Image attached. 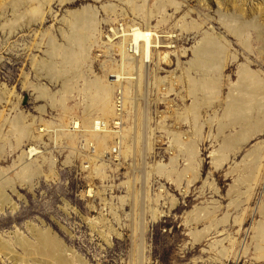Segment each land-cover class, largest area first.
Masks as SVG:
<instances>
[{
  "label": "rangeland",
  "instance_id": "1",
  "mask_svg": "<svg viewBox=\"0 0 264 264\" xmlns=\"http://www.w3.org/2000/svg\"><path fill=\"white\" fill-rule=\"evenodd\" d=\"M59 1L51 3V12L47 13L42 30L32 26L12 36L0 34V182L9 178L14 189L12 194V186L5 185L2 193L8 199L0 198V249L3 248L0 264H62L56 254L52 257L39 251L35 236L45 231L58 243L60 252L65 254L62 258L68 264H264V259H255L260 254L255 250L254 240L257 235L254 229L259 221L264 222V132L244 146L243 143L240 152L228 150L226 160L216 169L224 153L221 150L224 137L235 134V130L226 129L221 134L219 128L226 121L224 108L213 104L210 110L207 106H197L194 110L190 108L194 98L188 94V75L200 78L189 68L194 59L192 48L206 36L216 38L229 48L228 52L239 55V64L251 62L253 72L264 73V57L249 56L221 20V15L230 17L235 24L256 20L264 28V0H167L179 5L168 4L161 14L154 4L166 1L147 0L143 8L146 18L132 11L130 0ZM102 5H112L113 9L103 12ZM86 6L98 9L96 18L103 37L110 35L107 31L112 28L108 27L111 24L117 23L113 28L119 32L131 25L142 29L148 24L157 26L153 30L158 37L153 42L161 48L151 49L155 53L143 62L145 67L141 70L140 58L136 59L138 62L121 64L120 55L109 46L104 49L93 46L77 71L75 64L61 65L62 50L71 34L68 13ZM163 16L167 22L157 25ZM191 22L199 28L185 30L182 26L185 31L181 28ZM44 32L48 34L41 36ZM99 40L95 45L103 46L106 42ZM52 47H56V52H51ZM158 53L169 54V60L160 62ZM239 64L228 65L225 75L230 79L226 80L224 97L228 88L237 83ZM50 69L60 75L50 77ZM117 74L126 76L127 84L121 88L126 109L118 108L121 111L116 113L123 119L115 120L112 102L116 86L111 83L106 121L108 130L112 131L119 128L114 124H121L125 144L117 148L116 138L109 134L103 144L105 152L95 158L96 136L90 137L92 125L88 115L83 114L85 84L98 78L100 85L107 86ZM65 82L72 90L62 107H58L56 100ZM171 87L174 91L169 93ZM40 88L48 90V99L40 97ZM38 107L42 110H37ZM101 107L95 106L91 118L101 116ZM187 110H190L188 116ZM19 114L23 120L16 118ZM44 126H47L45 130ZM26 127L29 130L25 131ZM21 129L25 138L22 149H18L15 136ZM199 129H202L200 137ZM7 142L13 149L5 145ZM192 143L198 146L199 178L189 186L187 181L193 180V176L186 169ZM29 148L38 154L25 158L33 170L25 184L15 177L23 168L17 157L20 150L27 152ZM116 149L126 151V156ZM254 154L260 158L255 168L259 172L254 171L256 174L251 176L248 166ZM172 158L175 160L171 165ZM157 165L166 166V172L171 173L157 175ZM93 169L98 171L96 175ZM89 190L92 198L86 195ZM248 190L249 202L243 194ZM12 207H15L13 212ZM214 207L219 208L216 218L226 221L219 230L232 235L223 247H234L240 254L248 247L246 256L226 260L212 251L203 254L213 242H208L211 238L221 240L222 233L216 234V231L202 245H193L199 238L190 234L206 227L202 218L207 212H213ZM196 208L199 210L194 213ZM245 211L246 221L241 228L234 220ZM26 223L31 225L29 231ZM13 233L29 242L25 243L30 245L29 255L24 253ZM19 256L24 259L19 260Z\"/></svg>",
  "mask_w": 264,
  "mask_h": 264
},
{
  "label": "bare ground",
  "instance_id": "2",
  "mask_svg": "<svg viewBox=\"0 0 264 264\" xmlns=\"http://www.w3.org/2000/svg\"><path fill=\"white\" fill-rule=\"evenodd\" d=\"M53 1L54 0H44V1H39V0H0V34L12 36L15 32H17V33L23 32L22 31L23 28H26V27L30 28L32 26H36L37 28L42 30V28L45 26L46 21H47V17H46L47 13L51 12V3H53ZM69 1H71V0H60L59 3H65V2H69ZM91 1H94L97 3L100 0H91ZM134 1L135 0H130L131 3L130 2L128 3V4L132 5L131 6L132 11H135V14L138 16H141V18H146V16H148V15L147 14L143 15V12H145V10L143 11V8L145 7V5H147L146 4L147 0H136V1H139L141 4H137ZM165 1L167 4L164 3V1H160V2L158 1L159 3L154 4V7L156 6V8H155L156 11L160 14H161V12H164V8L168 4L171 6L179 5V3H176L175 1H167V0H165ZM47 9H48V11H47ZM112 9H113L112 5H102L100 7V10L103 12H106L107 10H112ZM97 10L98 9L93 8L91 6H86V7H82L78 11L76 10V11L68 13V16L70 18L69 28L71 30V34L68 37L67 46L62 50L61 65L75 64L76 65L75 71H77V69H79V67L83 64V62L86 61L85 56L93 46L95 48L100 47L101 49H104L107 46H109V48H111L113 51L117 52V54L120 55L119 61L121 64H124V63L131 64L133 62H138L136 59L140 58L139 70H141L142 67H145V66H142L143 62L146 59L150 60L152 58L153 54L155 53L151 49H160L161 48L160 46L155 47V43L153 42V39H155V41H157L158 35L153 30L154 28H157V26L153 27V26L146 24L144 26V28L141 29L138 26L131 25L129 27L127 26L128 28L126 30H121L119 32L116 28H113L117 23L111 24L108 27H112V28L108 29V31H107L108 33H110V35L103 37V33L102 32L100 33V30H99V21L96 18ZM148 13H149V11H148ZM149 14H151V12ZM150 17H155V15H150ZM95 18H96V21H95ZM182 19L184 20V17ZM221 20H222V25L225 27V29L232 36H234V38H236L239 41L242 49L249 56H251V55L255 56V54H257L260 59H262L264 57V28L261 25H259L258 23H256V20H251L250 22H247V23L242 22L239 24H235L236 22L234 23V22L230 21V17H224L222 15H221ZM165 22H167V20H166V17L164 18V16H163L161 20H158L157 25H159V24L161 25V23H165ZM186 24H188V23H186ZM182 26H183V28H186L185 30H189V29L194 30V28L196 26L199 28V26L196 25L194 22H191L188 25L183 24V25H181V28H182ZM47 34H48L47 32H44V34H42L41 36H44ZM99 34L101 35L100 38L98 37ZM101 38L106 40L105 43H102L103 46L95 45L96 41L97 40L100 41L99 39H101ZM208 38H210V37L206 36L203 40L200 41V44L198 46H196L195 48H192L194 59L189 63V66H190L189 68H191L190 70L196 71V73H198L200 78L199 77H198L199 79H197L196 77L192 78L193 76L190 77V75H188L189 76L188 77L189 78L188 79L189 80L188 81L189 82V85H188L189 86V92L188 91L187 92H188L190 97L192 96V98H194V100H193L194 102L192 101L193 104L190 106V108H194V110L197 109L196 108L197 106H202V108H204V106L205 107L207 106V108L210 110V109H212L211 107H213L212 106L213 104H216V106L219 109L224 108L223 116L226 119V121L219 128V132L221 134L224 133L226 129H234L235 130V134H233V135L230 134L229 136L224 137V140H223L224 145H222L223 149L221 148V150L224 153H223V155H221L222 153H220L221 157H220V159L216 165V169H218L220 166H222V164L226 160V158H227L226 152H228V150H231V148H233L235 151L239 150L238 152H240V146L243 143H244L243 144V146H244L245 143L247 141H250L251 138H253L256 135L261 134L262 132H264V73L261 71L253 72L251 62H248L247 64H239V62H240V56L239 55H237L236 53L232 54V53L228 52L229 48L224 46L223 44H220V42L218 43L216 38L215 39L214 38L208 39ZM51 52L52 53L56 52V47H52ZM184 53H186V50L184 51ZM158 55L160 57V62H164V61L169 60V54H165L164 56H162V53H158ZM75 56H76V59H75ZM88 56H90V55H88ZM231 64H239L238 72H237L238 80H237L236 84H233L228 88V94L226 97H224V92H225L224 90L226 88L225 83H226V80L229 78V77H226L225 73L228 69V65H231ZM80 70H82V69H80ZM48 75L53 78L57 75L59 76L60 74H58L57 71L55 72V71L50 69L48 71ZM210 75H211V77H210ZM78 76H80V75H78ZM125 77L126 76H122V75L119 76V74H117L116 76L111 77L113 80L109 81V84L107 86L100 85L99 84L100 82H98V78L97 79L94 78V80L87 82V84H85V86L86 85L87 86L85 87L86 88L85 100H84L85 106L83 108V114L88 115L90 126L92 125L90 127V132H91L92 136L90 135V137L96 136V139L94 140V146L95 147L93 148V155L95 158H97L98 155H102L103 152H105L106 147L103 144H104L105 138L109 134H112L114 136V138H116L115 139V140H117L116 147L117 146L119 147V146H122L125 144V138L126 137L121 136V129H122L121 124L120 123L114 124L115 127L119 126V128H116L117 129L116 131H112V130H108L107 121H106L107 120L106 119V113H107V108H108L107 107L108 106V97H109V93H110L111 83H113L116 86V87H114L115 88V96H114V101L112 102L114 118L117 121H122V119H123V116H121L120 114L117 115L116 112L121 111V110H117L118 108H121L124 110L126 109L123 107L124 103L126 102L125 96H124L123 92L121 91V88H123L127 84ZM128 77H130V76H128ZM127 79H129V78H127ZM132 79L134 80V78H132ZM67 82H65L62 85V90L60 91V97L58 100H56L57 104H59L58 107H60L63 104L65 97H67L66 95H68L69 91L72 90V87L69 86L67 84ZM171 88H173V87H171ZM171 88H170L169 93L171 92V90L174 91V88L173 89H171ZM38 91H39V94L41 95L40 97L47 98V99L49 98V92L47 89L40 88ZM168 94H166V95H168ZM53 102L54 101H51V103H53ZM96 105H101L102 111H101V116L94 119L93 117L91 118L90 114L92 112H94V108ZM190 108H188V109H190ZM37 110L41 111L42 107H38ZM64 110H67V109H64ZM187 111H188V113H186V116H188L187 114H189L190 110H187ZM192 111H193V109H192ZM20 114L17 115L16 118L18 120L19 119L23 120V118H22L23 116L21 117ZM191 114H192V112H191ZM185 117H184V119H186ZM41 123H42V121H41ZM50 126H51V123H50ZM73 126H74V128H76L77 123H74ZM27 127L29 128L30 125H28ZM27 127L25 128V131L29 130V129H27ZM46 127L47 126H44V130ZM48 129L49 128H47V130ZM202 129H199V132H198L199 137L202 136ZM24 134H25L24 131L21 129L20 133L17 136H15V143H16L15 148L19 149V147L23 143ZM69 135H71V134H69ZM72 136L73 135H71L69 137H72ZM233 139H235V140H233ZM201 140H200V142H201ZM5 145L12 148V146L8 142ZM21 147H20V149H22ZM116 151H117V149H116ZM116 151H114V152L116 153ZM117 152H119V154H122L124 157L126 156V153H127L126 151L122 152L120 150H118ZM36 154H38V152L34 148H29L27 152L20 150V154L17 157V159L20 162H22L23 168L15 176L16 178H18L20 180V182H25V180L28 179L31 176V174L33 173V170L31 169V163H28V162L26 163V161H27L26 157L30 158L32 156H35ZM197 157H198V146L196 143H192L189 146L188 160H187L188 161V167L186 169V172L191 173L193 176V180L187 181V184L189 186L195 180H197L199 178V176H198L199 174L197 173V164L199 161H198V159H196ZM229 157H228V159H230ZM252 158L253 159L248 166V170H249V173L251 176H253L252 173L256 174L257 172H259V171L256 172L255 168L257 166L256 164H257L258 160L260 159L255 154H254V157H252ZM23 160H25V161H23ZM174 160L175 159H173V158L171 159V161H170L171 165L174 163ZM227 161H229V160H227ZM98 167H100V166H98ZM98 167H96L95 169H97ZM95 169H93L94 174H95V172L98 173V171ZM166 169H167L166 166L157 165V167L155 169L156 170L155 173H157V175H160V174H162L161 172H166ZM12 181L10 183V179L6 178V180L0 182V198H2L3 201L5 199H8V198H5L4 194L2 193V189L4 188L5 185L6 186L7 185L12 186V188L10 190H11L12 194L14 192ZM26 183H28V182H25V184ZM30 184H29V186H31ZM37 187H38V185H37ZM248 188H249V186H248ZM249 190L247 191V193H245V192L243 193L246 195L248 202L250 199ZM15 193H16V191H15ZM216 193H219V192L216 190ZM230 193H231V191L229 192V194ZM90 194H92V192L90 190L88 192H86L87 197L92 198V196H90ZM236 202H238V201H236ZM245 202L246 201H244V203ZM240 204H243V203H241V201H240ZM13 206L16 207V205H13ZM238 206H239V204H238ZM15 207L10 208L11 212L15 211ZM7 209H9V208H7ZM218 209L219 208L216 207L213 212H207L206 215L202 218L203 222L206 224V227L202 231L190 234L192 237L194 236L195 239L199 238L198 241L196 240L195 244L193 243V245H202V243H204L206 240L208 241L209 238H211L213 236L214 231H216V234L222 233V235L219 236V237H221L220 238L221 240L216 239V238H211V240H209L208 242H212V241L213 242L209 244L208 250H206V249L203 250V254H206L208 251H212L216 254V256H222L226 260L238 259L240 257L246 256L248 254V252L250 251V249L248 247H245L241 254L237 253L236 250L234 249V247H232V249H227V248L223 247L224 242L231 241L232 235L225 232V231L219 230V226H221L222 224L224 225L226 223V221H224V218L221 220L216 218L215 212H217ZM198 210L199 209L196 208L194 213H196ZM262 214L264 216V213H262ZM245 216H246V211L242 214L241 217L238 216L234 220V224L243 228L245 221H246ZM227 218H228V216H227ZM25 226H26L28 231H29V229H31V225L29 226L28 223H26ZM16 230L14 232H16ZM254 230L256 231V234H257L254 237V240L256 241L255 250H256V252H258L260 254V257L255 258V259H258V260L264 259V222L259 221V223L257 224V227ZM17 232H18V230H17ZM45 232L37 233V236H35V237H37V239L36 238L35 239L39 243V247H38L39 251H41L42 253H45V254L49 253V256L56 254L58 256L59 263L68 264L67 261H65L66 259L62 258L63 256H65V254L63 252H60V248H59L58 243L52 237L49 236L50 233L48 235ZM18 233H16V234L13 233V234L17 237V242L23 248L24 253L29 255V253H30L29 252L30 251L29 250L30 245H28L29 242L27 241L28 244L25 245V243H27L26 239L24 237L22 238V236H20V234H18ZM239 235H240V231H238L237 236H239ZM24 239H25V242H24ZM236 241H237V239L232 241V244H233L232 246H234L236 244ZM18 243H16V244L18 245ZM6 245L7 244H5V246ZM31 245H33V244H31ZM9 247H11V246H9ZM34 247H36V246H34ZM22 248H20V249L22 250ZM31 248H33V247H31ZM1 249H3V248H1ZM4 249H5V247H4ZM7 249H10V248H7ZM36 249L37 248L34 249L35 252H36ZM6 252H10V251L6 250ZM192 252L194 253L196 251H192ZM13 253L14 252L11 251L10 254L13 255ZM7 254H9V253H7ZM39 254L42 257L41 253H39ZM70 255L73 256V254H70ZM11 256H9V257H11ZM5 257H7V256L5 255ZM14 257L17 258L16 256H14ZM22 258L24 259V257L21 256L19 258V260ZM54 258H56V257H54ZM21 261L23 262V260H21Z\"/></svg>",
  "mask_w": 264,
  "mask_h": 264
}]
</instances>
